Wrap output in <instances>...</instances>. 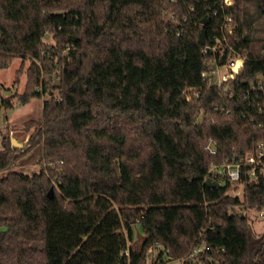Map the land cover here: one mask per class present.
<instances>
[{
  "label": "trees",
  "instance_id": "trees-1",
  "mask_svg": "<svg viewBox=\"0 0 264 264\" xmlns=\"http://www.w3.org/2000/svg\"><path fill=\"white\" fill-rule=\"evenodd\" d=\"M237 53L234 78L202 79ZM15 56L24 89L0 83V106L42 108L20 145L1 140L0 264H157L197 243L209 264H264L240 209L262 205L264 176L243 166L240 199L211 173L264 144V0H0V68ZM32 157L38 171L14 168Z\"/></svg>",
  "mask_w": 264,
  "mask_h": 264
},
{
  "label": "built area",
  "instance_id": "built-area-1",
  "mask_svg": "<svg viewBox=\"0 0 264 264\" xmlns=\"http://www.w3.org/2000/svg\"><path fill=\"white\" fill-rule=\"evenodd\" d=\"M224 5H230L232 0H222ZM232 17L230 15H226L223 18L222 23L220 24V29H228L230 27V21ZM223 39H225L223 37ZM208 49H210L208 47ZM215 49V45L212 47ZM244 56L237 53L233 57L227 60L224 65V70L220 73L219 67L223 65H217L215 63L211 66V71H203L201 73L203 80H209L210 83H215L219 85L223 81H227L228 79L234 78L237 71L243 67ZM217 75L216 80L213 75ZM251 88H255L254 85ZM258 89L263 90V83L260 82L257 85ZM200 93V88L193 91V95L198 96ZM187 98L191 97V94L186 93ZM210 148V147H209ZM212 151V149L210 148ZM243 166H247L248 175L251 178H256V170L258 173L264 176V144L258 143L257 147L251 151L245 152L243 154L238 155L233 161L220 164L218 166L212 167L211 173L218 178L219 181H222L224 178H227L230 181V187L227 190L228 192L237 195L240 199H242V184L240 183V170ZM242 213L248 215L251 219L255 217V219L264 221V202L260 207L256 208H246L243 205L240 206ZM252 211V212H251ZM254 213V214H251ZM253 218H252V217ZM163 251V254L160 257H156L155 261L157 263L163 264H171V261H179L180 264H209L212 261L211 257H205L204 253L212 249V247L206 243H197L194 244L189 252L180 258H172L167 255V250L163 247H160ZM151 251V249H149ZM124 254H128V250L124 251ZM164 257V258H163Z\"/></svg>",
  "mask_w": 264,
  "mask_h": 264
},
{
  "label": "rangeland",
  "instance_id": "rangeland-1",
  "mask_svg": "<svg viewBox=\"0 0 264 264\" xmlns=\"http://www.w3.org/2000/svg\"><path fill=\"white\" fill-rule=\"evenodd\" d=\"M248 9L252 13L254 11L252 2H248ZM255 24H260V18L254 22ZM45 43L55 44V41L51 35H47L43 38ZM30 60L26 59L24 61V69L19 75L18 84H14L15 71L19 68L21 64V57L15 56L8 66L0 68V83L3 85L1 91L2 96H7L13 92L21 93L24 89L26 81L25 68L29 64ZM224 70V65L219 67V72ZM216 80L217 75H213ZM41 102L42 98H33L30 101L21 104L18 102L17 98L13 99V105L9 108H4L0 106V144L2 137L5 134L10 136L12 143L20 144L25 136L26 132L22 130L23 122L34 118L38 119L41 116ZM28 136V134H26ZM39 158L32 157L21 163L16 164L14 167L16 170L23 172L25 174H30L33 171H38L40 169ZM252 212V211H251ZM254 214V213H251ZM252 217V216H251ZM253 218V217H252ZM252 229L255 234H260L264 230V221L252 219L251 222ZM142 239V234L140 233L137 226L134 228V238L130 244L139 243ZM164 258V257H163ZM163 264V263H157ZM171 264H180L179 261H171Z\"/></svg>",
  "mask_w": 264,
  "mask_h": 264
},
{
  "label": "water",
  "instance_id": "water-1",
  "mask_svg": "<svg viewBox=\"0 0 264 264\" xmlns=\"http://www.w3.org/2000/svg\"><path fill=\"white\" fill-rule=\"evenodd\" d=\"M200 22H201L202 24H206V23L209 22V18L202 19ZM204 33H205L204 28H201V30H200L199 33H198V42H199L200 44H203V43H204ZM259 78L261 79V75H259ZM53 86H54V87H59V86H60V80L58 79V80H57V83L54 82ZM14 144H15V143H14ZM209 147L212 148V149H214V150L216 149V145H215L214 142H210V143H209ZM206 182L209 183V184H211V185L217 184L216 181H211L209 178L206 180ZM52 191H53V190H52V187H51V188L49 189V192H48V194H49L50 196L52 195Z\"/></svg>",
  "mask_w": 264,
  "mask_h": 264
},
{
  "label": "crops",
  "instance_id": "crops-1",
  "mask_svg": "<svg viewBox=\"0 0 264 264\" xmlns=\"http://www.w3.org/2000/svg\"><path fill=\"white\" fill-rule=\"evenodd\" d=\"M40 107L42 108V102H41V106H40ZM26 137H27V135L25 134V136L23 137L22 142L26 139ZM22 142H21V143H22ZM21 143H20V144H21ZM20 144H17V145H20Z\"/></svg>",
  "mask_w": 264,
  "mask_h": 264
}]
</instances>
